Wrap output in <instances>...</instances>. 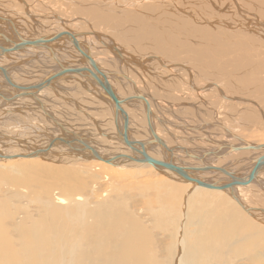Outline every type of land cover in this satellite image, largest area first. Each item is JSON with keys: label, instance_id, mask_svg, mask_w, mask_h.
<instances>
[{"label": "bare ground", "instance_id": "1", "mask_svg": "<svg viewBox=\"0 0 264 264\" xmlns=\"http://www.w3.org/2000/svg\"><path fill=\"white\" fill-rule=\"evenodd\" d=\"M103 1L106 0H102V2ZM186 1L187 2L184 5V7L186 8L196 7V5L199 2V0H186ZM221 1L229 3L230 8L232 10L234 9L233 10L234 12L237 11L236 14H238L239 16V23L242 24V26L245 29L248 28L246 30L254 31L252 34L261 38L264 45V22H263L264 0H259L256 1L255 3L253 2L252 5L254 7V10L252 12H250L249 8L245 7L241 3H238L239 0H221ZM175 2H177V0H164L162 6L159 5H152V6H158L159 8H157V10L159 12L163 11V13H166L167 19L163 17L166 22V25L171 26V30L174 31L176 30V25H178L181 31H184L185 37L187 39H190V43L192 45L200 46V47L203 46V44L198 42V40L196 41L190 38L191 32L194 33L201 31L202 35L207 36L209 40L213 39V35L210 33V31L214 33L215 32L214 30L205 27L201 28L196 26L194 24V23L197 24L196 19L192 20L187 18V16L185 17L187 18V20L182 18L181 16H183V14H181L182 12L180 9L175 8L177 6ZM58 3L59 2H57V4ZM105 4L107 5V3ZM200 4L203 7H205V9L212 7L211 3L206 4L205 1ZM247 6H251V4L247 2ZM3 11L5 12L6 10ZM152 11L158 12L155 9H153ZM170 11L173 13L170 14ZM99 12H100L99 10L98 12L95 11L94 14L96 17H98V19L105 20L109 17V15L102 14L101 12L100 14ZM260 13L262 15H260ZM251 15H253L252 16L253 18L249 17ZM0 18L2 20L3 17ZM8 18H4V19L8 20ZM67 19L65 20L67 21ZM59 21H63L61 20V17L59 18ZM146 21L144 20L142 22L147 23ZM251 21H255L258 27H255V29L254 28L251 29V27H253L251 26ZM77 22H79V20ZM4 23H9V22L5 21ZM100 23L101 22H98V25H101ZM10 24L15 29L17 28L14 20ZM225 25L226 28L232 29L229 23H225ZM104 26L108 28V25H104ZM79 30H82V28H79ZM65 31L74 35L76 41H78L84 53L86 54L88 53V55H90L96 62H97L96 59L97 56L100 59H102L101 61L102 66L99 67L102 69V71L108 74V80L114 79L115 82L111 81L110 83L113 86L118 98L122 99V98H127L129 96L142 94L148 100L153 115L152 124L155 128L156 134L158 135V137L161 138L160 136L161 131L158 128H156L157 121H155V119L156 118L159 119L158 121L162 124L165 130L167 129L166 128L167 126L165 127L164 121L161 120L159 117H157L158 114L156 115L154 112L155 104L152 103L150 100L152 97L150 93L147 92L149 91V89H145L147 91L145 90L141 91L142 89L141 83L137 80L138 78L136 77L137 75H139L140 78L147 77L145 75H147L146 71L148 72V70H146V68L142 65L150 60L147 59L146 62H142V64L139 65L136 64L137 66L142 68L139 69V67H136V69L138 68L140 71L131 68L121 71V69L125 68V64L131 63L127 59L128 57L126 55L125 50L119 49L115 43L113 42L111 43V40L109 41V43L108 42L104 43V41L101 40L102 35L98 33H94V32L84 33L80 31L74 32L66 29ZM65 31L62 30V32ZM141 32L143 31L141 30ZM18 33H22V32H18ZM0 34L5 35L3 34V32H0ZM27 35L28 34H26V36ZM91 35H93L94 37L90 38L89 36ZM23 36H25V34L24 35L17 34L16 35L17 39L12 40L11 42L19 43L21 41L20 39H26ZM146 36L140 37V41L147 39ZM42 37H51V35H43V36L41 35L38 38H42ZM81 37H85V39L87 38L89 42L88 41L86 43L83 42ZM183 37L184 35L182 34L181 38ZM0 38H2L3 40L5 39L4 36H0ZM63 38L65 40L67 39L70 42L72 46L71 48L76 50L75 51L76 53L78 52V55L75 54L76 56L74 55L75 56L74 58L78 59L79 60L78 62L81 63L80 66L75 65L76 68H83V67L91 68L90 66L87 65L88 63L84 55L80 51H78V49L75 48V45L73 44L74 42L72 41L73 38L62 37L60 39ZM92 38L93 40L100 42L104 46V48L98 50V53H96L95 56L92 54L91 47L95 46V49H97L98 47L96 44H94L93 40L90 42ZM8 39L11 40L10 38ZM7 40L6 39L4 40L7 43V45H0V46L10 47L11 46L10 42H7ZM119 40L120 39H118V41ZM216 41L219 46L223 47L222 42L225 43L227 47L231 46V44L226 42L222 37L216 36ZM55 47H56V42H53V44L48 45V47H44L46 49V52L43 51L44 53L43 56L47 57L49 61L51 60L55 62L56 71H54L53 69L52 74H54L61 68H66V67L74 68L71 66H67L60 60V57L58 55V49L55 50ZM28 49L30 48L9 52V53L10 55L11 54L22 55V53H24L25 50L28 51ZM31 49H38V48H31ZM64 49H63L64 58L70 59L71 57H73L68 54V50H64ZM29 52L38 54V52L40 51H34V52L29 51ZM10 55L8 54L1 55L0 63L2 62L3 59L2 57L9 59ZM256 57H259V55L256 54ZM154 58L155 59H153L152 57V60H157L156 56ZM182 58H186V57H182ZM182 58L177 57V60L174 61L173 64L170 63V65L161 62L159 60L160 67L163 66V69L169 68L170 73L168 77L172 75V73L179 75V79L166 80L167 81L166 87H168L169 90L166 89L164 91V95L168 94L171 89L173 91H177L178 94L182 92L183 95H186L187 93H188L187 95H189V92H191L189 91L191 89L190 87L194 81H196V83L200 85V82L202 83L204 81L203 84H206L213 80V79L204 78L203 75L201 76L192 63H184V64L181 63L180 59ZM85 62L87 63L86 65L84 64ZM42 63L43 62H41V64ZM43 64L47 65L45 62ZM36 65L31 67L30 69L36 71L37 70L35 68ZM0 66L7 69V74L9 75V78H11L12 81H14L15 83L20 84L24 81V79L20 78L18 75L15 78L11 75L12 71L10 73L11 70L10 66H5V65L4 66L0 65ZM50 66L51 65H49L48 63L47 66L48 69H50ZM52 66H54V64H52ZM57 67H59V69H57ZM105 67L110 68V70L105 71L104 70ZM40 69L43 68L40 67ZM40 69L38 68V70ZM131 71H133L135 75L130 74ZM82 74H84V76H88L86 72H83ZM70 75L75 76L74 73L64 74V76L61 79L54 81L53 85L42 89L49 91V93H47L42 97L38 93L36 98H20V99H25V100L31 99L32 101L27 100L26 102L27 103L34 102V104L36 103L38 105V108L42 112H44V114L49 118L50 121L53 119L55 120V118L52 117V115L49 113L48 111L49 107L47 106V104L48 102L53 103V101L56 100L55 97L58 98V95L56 94H58V91L60 89L55 85L58 82H60V80L61 81L70 80L69 79ZM152 75L154 77L157 76L161 81L162 80L164 81V79L167 78V76H163L162 74H158V73H152ZM226 75L227 74L224 73V77ZM23 76L26 78L30 76V74L24 72ZM84 76H82V78L86 79L90 85L88 83L83 82L84 80L82 82L79 81L75 83V81L71 79V84L72 82H74L73 87L65 86L66 87L65 91H67V93L70 91H75L77 90V88H80L82 86L87 88L88 92H90L91 89L94 90L93 82L89 78ZM210 77H213L214 80L218 78L217 76L214 75H210ZM14 79H16V81ZM205 80H207V82H205ZM151 82L153 83V81ZM86 84L88 86H86ZM220 84L222 86L218 85L217 83L209 84V86H211L212 88L217 90V92H219V95L223 101L228 103L231 102L232 106L241 107L242 104L235 103L234 102L235 99L231 98L232 96L231 94H228L226 91L224 93L223 91V89L224 90L228 89L227 76L225 77L224 83H220ZM4 86L5 83L2 80H0V89H7V91L9 90L15 91L14 89L11 88H4ZM198 88L199 87H194L193 85L192 89H195V91H199ZM154 91L155 92L152 93L157 96L156 90ZM124 93L125 94L127 93V95L129 94V96L125 97ZM146 94H149L151 98L148 97ZM74 97L77 99L81 98V100H86L90 96L87 97L85 92L82 91L80 92V95L76 94ZM39 98L44 99V101L41 102ZM242 98L244 97L242 96ZM247 98L249 97H246V100L250 101V99ZM17 100L19 99H16L14 101ZM251 100L256 102L258 107L260 106L261 103L260 104L257 103L256 99H251ZM2 101L4 102L3 103L4 105L5 104L10 105L13 103V101L11 100L5 101L2 99ZM67 101L70 102V104H72L73 106L77 104L73 99ZM89 102L94 103L93 106L95 104L98 106L95 107L98 111L94 112L95 113L94 115L98 117L101 116V114L98 113L101 110V108H99L100 104H98V102H95V100L94 101L90 100ZM138 102L139 103L133 104L131 106L130 105L128 106V104L124 105V109L128 114V121H129L128 124L129 127L127 130L128 135L132 140L143 142L145 140L142 139L143 140L142 141L137 139L140 138L139 136H137L141 134L140 132L136 133L135 134L136 136L134 137L129 134L130 125L132 123L131 115L134 114L135 116L138 113V111L141 113L142 111L144 112L145 125L148 128L146 114H145L146 104L140 100ZM64 103L68 104L67 102ZM226 106L228 107V105ZM109 107L110 108L105 110L107 111L106 113H108V111L110 112L111 122L113 123V125L111 123L110 128L106 130L108 135H112L113 140H111V142L108 141L107 143L109 144L111 153L122 152L120 149L121 148L120 145L123 142L120 140L118 136V130L122 132L123 118L120 117L118 119L119 127L117 128V124L115 123L114 120V112L111 103H109ZM76 108L82 114L85 113V115L88 116L89 113H87L86 111L84 112L83 110H81L80 107H75V109ZM206 108L209 109L207 106ZM260 111H262L261 115L264 116V110H260ZM3 112H6L7 114L8 113L12 114L14 110L12 108V110L7 109V110H3ZM215 113L217 114V112ZM70 114L71 113H68L67 115ZM254 118L256 123L260 122V120L258 121V118L256 117ZM133 120L135 121V119ZM140 121H142V119ZM137 123L133 122L135 128L137 127ZM64 124H65L64 126H73V124L75 126H79L77 122H67ZM211 126L212 129L220 127V129H222L221 132L224 131L227 132L228 136L230 138L231 137L234 138L237 142H239V144L248 143L243 139L241 140L232 130L230 131L225 125L220 124L218 122L204 125L203 127L206 129L207 127H211ZM97 127L99 130L105 129V127L102 128H100V126ZM77 129L78 128H76L75 131H77ZM84 130L86 129L83 128L80 131H84ZM96 132L100 133L101 131L96 130L95 132H89L86 137L83 135L77 136L75 135V133H74V137L72 134L62 133L57 138H62L63 142L58 141L57 138L54 139L50 138L48 142H44L41 145L42 146L41 148H35L32 150H28L27 152L25 151L10 152L9 150L6 152V149L3 153L0 152L2 156L9 157L7 158L0 156V264H264V226L261 225L262 222L259 221V220H264V211L256 209L257 207H253L252 203L249 201L250 200L249 198L248 201H245L242 197L243 196L242 191L245 192L246 190L252 191V189L250 188L253 185L259 186V190L264 189V172H261L256 178V180H254L252 183L245 186H240V188L238 187L236 189V195L239 198L242 204L241 205L231 197L232 194L229 190L220 191L214 189H207L195 185L192 186L193 184L188 182H185L183 187V184L180 186L179 183L172 181L170 182V180L168 179L167 180L161 179L163 184H150L147 179H145V181L149 184H145V185L138 184V182L144 181L143 178L147 176V172L144 173L142 168L148 167L147 169H150L151 167H154L150 164L137 163L138 164L137 165V164H133L136 162L128 161L125 159H118L112 164L100 160L98 161L91 160L92 161L91 164L97 163V166H99V168H101V166H104L105 168L107 167L106 169L108 170H110L111 168H115L119 171L121 170L126 172L129 169L122 170V169H118L117 167L129 166L131 168L130 170H133L132 172L129 170L131 173H127L125 175H121V176L117 175L115 177H111V182L109 186L104 189L100 188L98 191V188L96 187V181L93 180L92 177L86 176L87 174H85V172L81 170L80 172L79 170L76 169V168L80 169V167H82V163H84V160L88 161L86 160V158L88 159L93 158L91 152L83 150L84 146L82 145H75L77 146V149L79 148L80 149L74 151L75 152L74 155V152L71 153V151H69L68 149L61 147L67 145L66 143L67 140L70 141L69 139H73V138L75 139L80 137L79 139H81L84 144L89 145L96 152H98L97 148L91 146L89 142L85 143L86 140L90 141L91 136L92 138L94 136H98L99 133ZM148 133L149 136L147 140L151 138L149 131ZM168 133L170 134L169 135L170 138L167 139L169 144L170 143L178 144L179 143L178 140L180 141L183 140L185 141L186 146L189 145L188 148L180 144L173 147L166 142L167 140L164 141V139L161 138L168 145V147L174 149L173 161L180 165H186L190 167L209 165L219 168H226L237 174L244 169L246 170L245 171L246 174L251 170L253 166V160L256 159L258 156L264 154L263 151L257 152L258 156L252 158L248 154H251L253 152H247V151L238 152L239 155L232 154L230 158L233 159L234 163L231 162V164H229L228 166H226L225 164L228 163L227 161L229 159L228 158L225 159L224 157L218 155H214V157H219L217 158V161L210 160V158L212 157L210 155L205 156L204 159L201 161L194 160L192 158L191 160H184L183 154L185 156H188V158L190 154L199 157L204 155L205 152L217 151V149L219 150L221 146L219 147L220 144H218L217 149L206 150L201 154H198L199 152L202 151V149L200 148L202 146L199 147L198 145L199 143L195 144L194 142H196L199 138H202V141L206 142V140H208V143L211 142L214 145L215 144L214 141H212L209 137L206 136L205 137L201 136L197 139V137H193L194 136L193 135L191 138L187 139L180 137L179 135L171 132ZM34 141L38 142V137L35 138ZM51 143H53L52 147L48 149V151H46L45 150L46 147H48ZM9 144L10 145L13 144V149L16 150H20L22 146V145L20 146V144L15 140L10 141ZM202 144L204 145L205 143L202 142ZM223 144L226 145L227 143H223ZM7 145L8 144L0 145V147L2 146L4 147ZM228 145H233V143L232 144L229 143ZM258 145H264V144H258ZM127 147L130 150L129 146ZM156 147L158 150L154 149ZM177 147H182L184 150L183 149L179 150L177 149ZM191 147L194 149H192ZM202 148L204 149V147ZM38 149H43L45 151H42V153L36 155ZM223 150L226 151V148H224ZM147 152L151 157L156 158L158 160H166L168 157H170L169 152H167L166 150L164 151V149L157 143L148 144ZM30 153L31 154L35 153V154L32 156H26V157L24 156ZM78 153H82L84 155H78ZM120 154L130 155L129 153H120ZM81 156H85V157H81ZM104 157L108 158L107 155H104ZM246 160H248L249 163H246ZM211 162H214V164H211ZM45 163H52V164H45ZM249 165H251V168H249L250 170L246 169L249 167ZM156 169L160 170V168H156ZM150 172L151 175L153 174L154 176H156L153 171ZM195 175L201 178L204 182H216L227 179L226 176H223L219 172H200V173L195 172ZM207 176H211V177L207 178ZM101 180L106 182V181H110V178L106 176L105 178L104 177L101 178ZM241 188L243 190H240ZM133 190H135V194H138V192L140 191H154V192L157 191L158 207H151L147 204L146 210L148 212L147 214L148 217L137 216L136 214L130 211L129 208L132 205V198L130 194L133 193ZM220 192H222L223 194ZM160 204H162V207L159 206ZM144 208H145L144 206L141 208L142 211ZM142 211L141 213L143 214Z\"/></svg>", "mask_w": 264, "mask_h": 264}, {"label": "rangeland", "instance_id": "2", "mask_svg": "<svg viewBox=\"0 0 264 264\" xmlns=\"http://www.w3.org/2000/svg\"><path fill=\"white\" fill-rule=\"evenodd\" d=\"M34 1L33 0H22V1L20 0H0V17H3V18L9 17L8 20H6L9 23H4L5 21L1 20L0 18V21H1L0 22L1 23L0 32H3L5 34L6 40L8 38L10 39L13 38L12 40L17 39L16 38L17 34L15 33L16 29L18 32H22L19 34H22V35L25 34V36L23 37H25L26 39H29L30 37H31L30 39H35V38L40 37L41 35L42 36L43 35L53 36L57 33L62 32V30L65 31V29L74 31V32H78V31L84 32V33L94 32V33H98L102 35L101 40L104 41V43H107V42L109 43V41L111 40V43L112 42L115 43L119 49L126 51V55L128 57L127 59L131 63L125 64V68L121 69V71H124L125 69H130V68L136 69V67H139L137 65L142 64V62H146V60L149 59L150 61L142 65L146 68V70H148V72L146 71L147 75H145L147 77L140 78L139 75H137L136 77L138 78L137 80L141 83V87H142L141 91H144L145 89H149V91L147 90L145 91L149 92L152 97L151 98L149 94H146L148 97L151 98L150 99L151 102L155 104L154 112L156 115L158 114L157 117H159L161 120L164 121L165 127L167 126L166 127L167 129L165 130L162 124L158 121L159 119L158 118L155 119V121H157L156 128H158L161 131L160 133L162 134V138L164 139V141L170 138L169 136L170 134L168 132L177 134L180 137L187 138V139L191 138L193 135H194L193 137H197V139L201 136H204V137L206 136V137H209L212 141H214L215 143L214 145L211 142L208 143V140H206V142L202 141V138H199L196 142H194L195 144L199 143L198 144L199 147L202 146L205 149L204 150L202 147H200L202 151L199 152L198 154H201L202 152L206 150H210V149L215 150L218 148V144H220L219 147L223 145V143H227V144L233 143V145H240L239 142H237L234 138L232 137L230 138L227 132L225 131L221 132L222 129H220V127L219 128L217 127L215 129H212V126L207 127L206 129L203 127L204 125L218 122L220 124L225 125L230 131L232 130L241 140L243 139L244 141H247L248 143L254 144V145L264 144V116L261 115L262 111H260V110H264V45H263V41L261 38L252 34L254 31L246 30L248 28L245 29L242 26V24L239 23V16L238 14H236L237 11L234 12L233 11L234 9L232 10L230 8L229 3L223 2L221 0H199L196 7L186 8L184 7V5L187 2L186 0L185 1L177 0V2H175L177 5L175 8L180 9L182 12L181 14H183V16H181L182 18L186 20L187 18L192 19V20L196 19L197 24L194 23L196 26L201 27V28L202 27L209 28L215 31L214 33L210 31V33L213 35V39H210V40L208 39L207 36L202 35L201 31L194 32V33L191 32L190 38L196 41L198 40V42L203 44V46L200 47V46L192 45L190 43V39H187L185 37L184 31H181L178 25H176L175 31L171 30V26L166 25V22L164 20V18L167 19L166 13H163V11L159 12L157 10V8H159L158 6H152V5L162 6L164 0H106L103 2L102 0H96V1L95 0H70V1L69 0H40V2L39 0H34ZM204 1L206 2V4L211 3L212 7L205 9V7H203L200 4V3H203ZM256 1H259V0H239L238 3H241L245 7L249 8L250 12H252L254 10L252 3L253 2L255 3ZM57 2L59 3L57 4ZM247 2L250 3L251 6H247ZM62 3L65 5H63ZM105 3H107V5ZM11 9L13 10V12ZM153 9H155L158 12H153L152 11ZM3 10H6L7 12L6 11L4 12ZM98 10L102 14L109 15V17L105 20L98 19V17L94 15L95 11L98 12ZM172 13L173 12L170 11V14ZM176 14H177V11H176ZM260 15L262 14L260 13ZM186 16L187 18H185ZM252 16L253 15L249 17L253 18ZM60 17H61V20L63 21H59ZM65 19H67V21ZM13 20L16 24V27H17L16 29L10 24L12 23ZM78 20L79 22H77ZM144 20L145 21L147 20L146 21L147 23L142 22ZM98 22H101L100 24L102 26L98 25ZM225 23H229L232 29L226 28ZM104 25H108L109 29L105 27ZM251 26H253L251 27V29L252 28L255 29V27H258L255 21H251ZM77 27L82 28V30H79V28ZM141 30L143 32H141ZM26 34L28 35L26 36ZM182 34L184 35L183 38H181ZM142 36L143 37L146 36L147 39L140 41V37ZM216 36L224 38V40L230 43L231 46L227 47V45L223 42H222L223 47L219 46L216 41ZM89 37L91 38L94 36L91 35ZM81 38H82V41L85 43L88 41L87 38L85 39V37H81ZM1 39L2 38H0V45H7V43L3 39L2 40ZM118 39L120 40L118 41ZM60 40L56 41V47H55V50L58 49V55L60 57V60L67 66H71V67H76L78 65L80 66L81 62H78L79 60L74 58L76 56L75 54L78 55V52L76 53L75 52L76 50L71 48L72 46L67 39L65 40L63 38ZM92 40L93 38L90 40V42ZM93 41H94V44H96L98 47L97 49H95V46H92L91 44L92 54L95 56L96 53H98V50L101 48H104V46L98 41H95V40ZM63 49L68 50V54L73 57H71L70 59L64 58ZM29 51H33V52L40 51V52H38V54H34ZM43 51L46 52V49L44 48L31 49L30 48L28 49V51L27 50H25V52L23 51L25 54L22 53V55L20 54L10 55V53H8V55H10L9 59L7 58L8 61L5 57H2L3 59L0 65L10 66L11 67L10 73L12 71L11 75L14 78L17 75L20 78H23L24 81L20 84L22 85L36 84L46 79V77H48L49 71L53 69L54 71H56L55 62L51 60L49 61L47 57L43 56L44 55ZM256 54L259 55V57H256ZM155 56L157 60H152V57L153 59H155L154 58ZM177 57L178 58L186 57V58L180 59L181 63L183 64L192 63L195 66V69L198 71V73L201 76L203 75L204 78L213 79V80L206 84H203L204 81L202 83L200 82L201 87L198 83H196V81H194L190 87L191 89L189 91L191 92H189V95H187L188 93L186 95H183L182 92L178 94L177 91H173L172 89L170 90L168 94L164 95V91L166 89L169 90L168 87H166V82H167L166 80L167 79H179V75L172 73V75L168 77L170 73L169 68L163 69V66L160 67L159 60L161 62H164L170 65V63L173 64V62L177 60ZM10 58L12 59L13 62L11 61ZM96 59L98 60L96 63L101 67L102 59H100L98 56L96 57ZM138 59H139V62H138ZM40 61L43 63L45 62L47 65L43 63L41 64ZM48 63L49 65H51L50 69H48L47 67ZM36 64L37 65L39 64V65L37 66ZM52 64H54V66H52ZM84 64L86 65L87 63L85 62ZM35 65H36L35 68L37 69L36 71L30 69L31 67ZM41 66L43 69H40ZM38 67L40 70H38ZM57 69H59V67H57ZM139 69H142V68L139 67ZM139 69L137 68L136 70L140 71ZM104 70L109 71L110 68L105 67ZM23 71L26 73H29L30 76L25 78L23 76L24 75ZM152 73L162 74L163 76H167V78H165L164 81L163 80L161 81L157 76L155 77H157L158 79L155 78L152 75ZM224 73L227 74L226 76L228 78V85H227L228 89L224 90L222 88L224 93L226 91L228 94H231L232 95L231 98L235 99L234 102L242 104L243 107L242 106L241 107L232 106L231 102L228 103V102L223 101L219 95V92H217V90L209 86V84H213V83H217L218 85L222 86L220 83H224L225 77H226V76L224 77ZM130 74L135 75L133 71H131ZM210 75L217 76L218 78L214 80V78L210 77ZM75 76L81 82L84 80L83 82L89 84V82L86 79H83L82 76L78 74H75ZM181 77H184V76H181ZM0 80H2L5 83L4 88L13 89L9 85H7L8 83L5 81L1 73H0ZM14 80L16 81V79ZM90 80L93 82L94 90L91 89L90 92L85 90L86 96L87 97L90 96L89 99L88 100L86 99L84 101L80 100L79 104H75L76 106L75 105L73 106L72 104H70V102L67 101V100H72V99H70L69 95L67 94V91H65L68 85L66 84V81L60 80V82H58L55 85L59 87L60 89L58 91V94H56L58 95V98L55 97L56 100H54L53 103H50L49 105L47 104V106L49 107V108L47 107L49 113L52 115V117L55 118V120L53 119L51 121L44 114V112H42L41 110H38V105L36 103L31 104V105H28V103H26V105L24 104L27 100H31V99H26V100L22 99L21 101H13V103L10 105L9 104L4 105L3 104L4 102L0 98V104H1L0 105V126H1L0 127V145L8 144L7 146L0 147V152L3 153L5 149H6V152L8 150L10 152H13V151L27 152L28 150H32L35 148H41L42 147L41 145L44 142H48L50 138L54 139V138L59 137L62 133H65L62 130L63 128H61L60 126L62 125L65 129L75 133V135L77 136L83 135L86 137L89 132H95L96 130L101 131L100 133L96 132V133H99L98 136H94L93 138L91 136L90 141H87V140L85 141V143L89 142L91 146L96 147L98 151L97 153H99L100 155H103V156L107 155L108 158L112 157L113 155L120 154V153H129L131 155L132 152L123 143L121 144V142H120L121 144L120 149L122 152H114V153L110 152V147L107 142L108 141L111 142V140H113V137L112 135H108L107 130H106L110 128V125L112 123L110 112L108 111V113H103L99 111L98 113H100L101 116L99 117L95 116L94 112L98 111L95 108L96 105L93 106L92 104H89L88 101L95 100V102H98V104L99 103L101 104V107L103 104H105L103 105V107H105L104 109L110 108L109 103L106 100L101 99L100 92L103 93V91L95 84V82L92 79ZM112 81L115 82L114 79ZM151 81H153V83ZM205 82H207V80H205ZM67 83H71V82H67ZM193 85L194 87H199L198 88L199 91H195V89H192ZM86 86L88 85L86 84ZM154 90H156L157 96L152 93V92H155ZM47 93L48 92H44L45 95ZM125 95L126 97L129 96V94L127 95V93ZM242 96L244 98H242ZM246 97H249L247 99H250V101H247ZM251 99H256L257 103L259 104L261 103L260 106L258 107L256 102H254ZM62 101L67 102L70 106ZM137 103L139 102L132 101L128 104V106L129 105L131 106ZM13 105H15L14 108H13ZM226 105H228V107ZM206 106L209 109H207ZM75 107H80L81 110L89 113L88 116H86L85 113L82 114L80 111L77 110V108L75 109ZM12 108L14 110L13 112L14 114L8 113L9 114L8 115L6 112H3V110H7V109L12 110ZM215 112H217V114ZM68 113H71V114L67 115ZM131 116H132L131 117L132 123L130 125L129 134L134 137L136 136L135 135L136 133L140 132L141 134L137 135L140 138H137V137L136 138L139 140H142V139L147 140L149 136V133H148L149 129L145 125L144 112L142 111L141 113L138 111V113L135 116L134 114H132ZM254 117L258 118V121L260 120V122L256 123ZM133 119H135V121ZM141 119L142 121H140ZM67 122H77L79 126H75L74 124L73 126H64L65 125L64 123H67ZM133 122H136V123L138 122L137 127H136L137 129L133 125ZM141 124L142 125L144 124L145 126L143 125L144 126L143 127ZM97 126H100V128L105 127V129L99 130ZM76 128H78L77 131H75ZM83 128H85L86 130L80 131ZM164 136L165 137L168 136V137L165 138ZM37 137H38V142L34 141V139ZM14 140L17 141L20 144V146L22 145L20 150L13 149V144L11 145L9 144L10 141H14ZM178 141H179L178 144H181L184 147L186 146L185 141L183 140L181 141L178 140ZM166 142L169 144L168 140ZM202 142L205 144L203 145ZM178 144L170 143L169 145L174 147V146H177ZM66 146H61V147L68 149L69 151H71V153L74 152V150H72V147H73L72 145L67 144ZM188 146L189 145H187L186 147L188 148ZM154 149L158 150L157 147ZM224 152L225 150L218 152V156L222 155ZM232 154H238V153L233 152L231 154L226 155V157L224 156L225 159L226 158L229 159L227 161L228 163L225 164L226 166L231 164V162L234 163L233 159L230 158ZM74 155H75V152H74ZM78 155H84V154L78 153ZM248 155L252 158H255L258 156L257 152H253ZM184 156L185 155L183 154L184 160H191L190 157L188 158V156H185V157ZM81 157H85V156H81ZM217 158L219 157L212 156L210 160L217 161ZM86 160H88L89 162L84 160V163H82V167H80V169L79 168H76V169L79 171L81 170L85 172V174H87L86 176L92 177V179L96 181V187L98 188V191L100 188L104 189L109 186L111 182V177H115L117 175L118 176L125 175L133 171V170H130L131 168L129 166H122V167H117V168L122 169V170L129 169L131 172L129 170H128L129 172L128 171L124 172L121 170L119 171L115 168H111L110 170H108L106 169L107 167L105 168L104 166H101V168H99V166H97V163L91 164L92 161H98L95 158H89V159L86 158ZM185 162H188V161H185ZM246 163H249V161L246 160ZM45 164H52V163H45ZM133 164H137V163H133ZM211 164H214V162H211ZM147 168L148 167L142 168L144 173L147 172V176L143 178L144 181L138 182V184L140 185H145L149 183L150 184H163L161 179L163 180L168 179L170 180V182L172 181V182L179 183L180 186L183 184V187H184L185 181L183 182L179 177L169 172L168 170H167L168 172L163 168H160V170H157L154 167L150 168V166H149L150 169H147ZM249 168H251V165H249V167L246 169H249ZM150 171H153L156 176H154L153 174L151 175ZM245 171L246 170L243 169L241 172L238 173V175L239 176L244 175ZM106 176L110 178V181L105 182L101 180V178L103 177L105 178ZM210 177L211 176H207V178H210ZM145 179H147L149 183H147ZM192 186H194V184ZM250 189H252V191H249V190H246V192L242 191L243 199L245 201H248V198H249L250 199L249 201L252 203L253 207H257L256 209L264 211V189L259 190V186H256V185L251 186ZM240 190H243V189L241 188ZM157 195H158L157 191L156 192L140 191L138 192V194H135V190H133V193L130 194L132 198V205L129 208L130 211L136 214L137 216L148 217L146 205L148 204L151 207H158ZM143 206L145 208L142 211L141 208ZM159 206L162 207V204H160ZM141 211L143 212V214L141 213ZM259 221L262 222L261 225L264 226V220H259Z\"/></svg>", "mask_w": 264, "mask_h": 264}, {"label": "water", "instance_id": "3", "mask_svg": "<svg viewBox=\"0 0 264 264\" xmlns=\"http://www.w3.org/2000/svg\"><path fill=\"white\" fill-rule=\"evenodd\" d=\"M3 21H6V19L2 18ZM11 22V21H10ZM16 34H19L18 31L15 30ZM20 35V34H19ZM0 36H3L0 34ZM62 37H70L73 38L72 41L74 42L73 44L75 45V48L80 51L84 57L87 60L88 65L91 68H61L54 74L48 75L46 79L42 80L39 83L32 84V85H21L17 84L14 81H12L11 78H9V75L7 74V69L4 67L0 66V73L3 75L5 81L8 83L10 87H12L15 91L7 89H0V98H2L5 101L11 100L14 101L16 99L20 98H36L38 93L47 87H50L53 85L54 81L61 79L64 74L67 73H74L78 74L80 76H84L82 74L83 72H86L89 79H92L95 84L103 91L100 92L101 98L106 100L107 102L111 103L113 112H114V120L115 123L118 126V119L121 117L123 118V127H122V132L118 130V136L120 140L127 146H129L132 155H125V154H117L115 156H112L110 158H105L104 156H101L98 154L92 147H90L87 144H84L81 139L78 138H73L69 139L70 141H66L68 145H72V150L77 151V147L75 145H82L84 146L83 150L90 151L91 155L93 158L96 160L104 161L109 164L114 163L118 159H125L128 161H133L136 163L140 164H150L154 166V168H163L165 170H168L169 172L173 173L177 177H179L181 180L192 183L195 186L202 187V188H207V189H214V190H220V191H226L229 190L231 192V197L238 203L241 204L239 198L236 195V189L240 186H245L250 183H252L258 175L261 172H264V154L261 156H258L256 159L253 160V166L251 170L245 174L239 176L237 173L232 172L226 168H219L215 166H209V165H202V166H195V167H190L186 165H180L176 162H174V149L168 147V145L156 134L155 128L152 124V110L150 107V104L148 100L142 95V94H137L135 96H129L127 98H118L116 95V92L111 85V83L108 80V74L99 67V65L96 63V61L88 55V53H84L82 48L80 47L78 41H76V38L74 37L73 34L69 32H60L55 34L54 36L51 37H42V38H37V39H20L21 41L19 43H14L11 42V40H7V42H10V47H4L0 46V56L7 54L9 52H14V51H19V50H24L26 48H44L48 47V45L53 44V42H56ZM45 49V48H44ZM143 101L146 104V119H147V124H148V129L151 135V138L148 140H145L143 142H138L135 140H132L130 136L128 135V127H129V121H128V114L124 109V105L129 104L132 101ZM59 125V124H58ZM62 130L67 133V134H72L74 137V133L65 129L62 125H60ZM58 141L63 142L62 138H57ZM68 139V138H67ZM65 140V138H64ZM157 143L160 145L164 151L166 150L169 152L170 157L169 159L166 160H158L156 158L151 157L148 152H147V145L148 144H154ZM53 143H51L48 147H46V151L52 147ZM75 147V148H74ZM224 148H226V151L220 155L221 157H224L228 154H231L233 152H264V145H254L250 143L246 144H240V145H221V148L217 151H212V152H205L204 155L202 156H195L193 154H190V158L194 160H203L205 156H214L218 155V152L222 151ZM177 149L182 150V147H177ZM43 149H38L36 152V155L39 153H42V151H45ZM184 150V149H183ZM33 154H27L24 155L26 156H32ZM1 157H7V156H2L0 153ZM9 158V157H7ZM195 172H219L226 176V180H221V181H216V182H204L201 178H199L197 175H195ZM242 205V204H241Z\"/></svg>", "mask_w": 264, "mask_h": 264}, {"label": "crops", "instance_id": "4", "mask_svg": "<svg viewBox=\"0 0 264 264\" xmlns=\"http://www.w3.org/2000/svg\"><path fill=\"white\" fill-rule=\"evenodd\" d=\"M4 34V33H3ZM2 35V34H1ZM4 36V38H5V35H3ZM6 39V38H5ZM4 39V40H5ZM8 54V53H7ZM1 57V56H0ZM98 61V60H97ZM39 65V64H38ZM37 65V66H38ZM42 67V66H41ZM39 68V67H38ZM48 73V72H47ZM53 73V71L51 70V71H49V73H48V75H51ZM76 76H73V75H70L69 76V78H70V80H65L66 81V84H68L67 85V87H73V84H74V82H72V84L71 83H67V82H71V79H73L75 82H79L80 80H78V78L76 77ZM112 80H109V82H111ZM84 89V90H83ZM85 90L86 91H88L87 90V88H85V87H80V88H77V90H75V91H70V92H68L67 94L69 95V97H70V99H73L77 104H79V102H80V100L81 99H79V100H77L74 96L77 94V95H80V92H85ZM45 91H48V90H42V91H40L39 92V95L42 97V96H44L45 94H43ZM48 93H49V91H48ZM125 94V93H124ZM125 97H126V95H125ZM87 99H89V98H87ZM22 99H19V100H17V101H21ZM39 100L41 101V102H43L44 101V99H42V98H39ZM82 101H84V100H82ZM86 102V101H85ZM26 103L27 102H25L24 104L26 105ZM51 102H48V104H50ZM88 103L89 104H94V103H91V102H89L88 101ZM31 104H34V103H28V105H31ZM100 104V103H99ZM96 105V104H95ZM15 107V105L13 106V108ZM96 107H98L97 105H96ZM102 107H103V105H102ZM101 107V104L99 105V108H101V110H100V112H103V113H106L107 111L104 109V107L102 108ZM38 110H40L39 108H38ZM128 110V109H127ZM160 136H161V138H162V134H160ZM181 145V144H180Z\"/></svg>", "mask_w": 264, "mask_h": 264}]
</instances>
